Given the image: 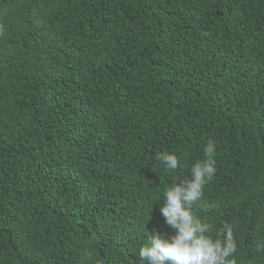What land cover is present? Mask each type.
<instances>
[{
  "label": "trees",
  "instance_id": "obj_1",
  "mask_svg": "<svg viewBox=\"0 0 264 264\" xmlns=\"http://www.w3.org/2000/svg\"><path fill=\"white\" fill-rule=\"evenodd\" d=\"M209 141L193 214L264 264V0H0V264H141Z\"/></svg>",
  "mask_w": 264,
  "mask_h": 264
},
{
  "label": "clouds",
  "instance_id": "obj_2",
  "mask_svg": "<svg viewBox=\"0 0 264 264\" xmlns=\"http://www.w3.org/2000/svg\"><path fill=\"white\" fill-rule=\"evenodd\" d=\"M203 151L205 158L192 165L190 179L178 181L163 191L159 211L172 232L148 238L139 249L141 264H235L231 259L236 251L231 228L225 225L222 236L214 238L210 235L212 225L197 218L192 211L193 204L203 195L204 185L216 172V144L209 141ZM157 159L169 171L179 167L175 154L163 152ZM257 247L264 250V244Z\"/></svg>",
  "mask_w": 264,
  "mask_h": 264
}]
</instances>
